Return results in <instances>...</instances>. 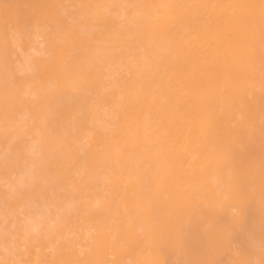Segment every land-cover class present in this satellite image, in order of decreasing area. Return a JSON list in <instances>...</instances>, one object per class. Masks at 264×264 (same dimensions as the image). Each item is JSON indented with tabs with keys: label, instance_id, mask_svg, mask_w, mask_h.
<instances>
[{
	"label": "bare ground",
	"instance_id": "6f19581e",
	"mask_svg": "<svg viewBox=\"0 0 264 264\" xmlns=\"http://www.w3.org/2000/svg\"><path fill=\"white\" fill-rule=\"evenodd\" d=\"M238 3L0 0L2 264H264L259 30L149 7Z\"/></svg>",
	"mask_w": 264,
	"mask_h": 264
},
{
	"label": "snow or ice",
	"instance_id": "6c2138e0",
	"mask_svg": "<svg viewBox=\"0 0 264 264\" xmlns=\"http://www.w3.org/2000/svg\"><path fill=\"white\" fill-rule=\"evenodd\" d=\"M87 7V6H81ZM134 7V6H133ZM149 7L163 9L173 19L178 16H184L189 20L196 22H206L204 17L205 10L214 11L218 27L224 29L230 26H235L239 31L254 36L257 28L260 34V74L262 83H264V0H259L255 3H238V4H160L151 5ZM5 23H11L20 36L28 35L33 28H39L41 21L22 20L13 17L8 11V6H5ZM52 39L55 40L53 33ZM7 54V46H6ZM264 134V130H262ZM237 254L242 255L240 249H237ZM2 264V262H0ZM51 264H80L79 261H52ZM190 264H202L199 261H192ZM237 264H246L243 259H239Z\"/></svg>",
	"mask_w": 264,
	"mask_h": 264
}]
</instances>
